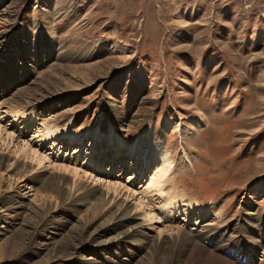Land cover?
<instances>
[{
	"label": "rangeland",
	"instance_id": "rangeland-1",
	"mask_svg": "<svg viewBox=\"0 0 264 264\" xmlns=\"http://www.w3.org/2000/svg\"><path fill=\"white\" fill-rule=\"evenodd\" d=\"M0 77V92L10 89L0 99V264L116 257L96 254L119 249L127 228L109 230L103 191L117 185L110 194L131 209L151 201L162 161L150 160L149 141L115 155L111 131L131 146L150 130L170 162L164 189L205 211L155 221L152 235L170 241L180 227L209 225L204 244L261 250L253 237L264 240V0H0ZM22 105L34 119L2 113ZM43 126L59 137L44 142ZM68 131L78 141L60 136ZM36 155L46 159L41 167ZM72 177L100 192L77 202ZM169 244L120 258L169 264Z\"/></svg>",
	"mask_w": 264,
	"mask_h": 264
},
{
	"label": "bare ground",
	"instance_id": "bare-ground-1",
	"mask_svg": "<svg viewBox=\"0 0 264 264\" xmlns=\"http://www.w3.org/2000/svg\"><path fill=\"white\" fill-rule=\"evenodd\" d=\"M55 13L60 15V14H62V11L56 9ZM0 80L3 82L5 80V78L2 77ZM9 90L10 89H8V90L4 89L3 92H0V99L4 95L10 94V92H8ZM18 99H19V97H18ZM32 99H34V98H32ZM0 105H1V103H0ZM9 108H11V107H9ZM27 112H28L27 107L23 106L22 108L20 107V108H16L13 110L5 109V110H3L2 113L5 114L6 117L13 118V121H16V123H18L19 119L21 120V119L25 118L26 116H29L31 119L35 118L34 112H31L30 114L29 113L27 114ZM2 132H3V129L0 127V135L1 136H2ZM38 132L42 133L41 138L44 142H51V141H49V139L59 137L58 136L59 132L57 130H54L50 126L49 127L43 126L42 130L38 129ZM96 133L98 134L99 132L97 131ZM61 135L65 138H67L71 144L78 141V139H79L76 134L69 132V131L68 132H60V136ZM113 135H115V133L113 131H111V132H109V134L106 138L109 140V142L113 146H115V149H116L115 155L118 153V151L121 150L122 147L127 148L129 155H133L142 149L141 147L143 144H146L149 141L148 143L150 145V151H151V155H152L150 157V160L153 159V163H157L159 161H162V164H161L162 166H159L158 168H156V172L152 175V177L149 181L150 184H149V188H148V194H150V191H152V193L155 192L156 196H153V197L154 198L157 197L158 201H156V199L154 200V198H152L151 201H149V202L147 201L143 204L139 203V206H133V208L131 209L128 201H126L124 199V200H121L122 202H118L117 200L119 198L116 200V198H115L116 195L113 196L112 194H110V191H113L114 194L115 193L118 194L119 188L117 187V185H112L111 187L106 188L108 191L106 189H104L107 192L103 191V199L101 200V198H100V200H101L100 202L104 206H106L105 211H107L110 215H112L110 217L111 220H109V223H108V228H112V229H109V230H114V229H118V228H125V227H127V228L125 230H123L118 235L117 239L123 240V243H124L122 246L119 247V249L114 250L113 247H110V248H107L105 250V252H103V253H101V252L96 253L97 255H99V257L104 256V254H107V253H111V254L116 256V257L113 256L112 258L100 257V259L102 260L101 263L99 262L100 264H129V263H126L128 258L121 259L120 256L122 254L126 255V253H128L129 256L132 255V256H130L132 259H133L134 255L138 256V258H139L145 252L143 250V245L147 244V243L148 244L152 243V245H154V244L157 245L158 243L165 245V243L166 244L170 243L169 246L172 247L171 248L172 252L169 251V252L165 253V257H166L165 262L169 263V264H178V263H181V261L186 262V264H237L236 262L231 261L230 257L227 256V254L229 252L236 255L235 260L238 261V264H264V240L263 241H261V240L255 241L256 238L254 239V237H253L254 242L257 243V246H259L258 248L261 250H257V249H255V246H252L249 249H247L246 253L245 252L241 253L242 248L240 246H236V243H234V242H232L229 245V249L224 247V245H227V243H221V242L214 243V241H213V242H210L208 244H204L203 239L207 238L206 239L207 241L210 240L208 238V237H210L208 235V232L212 227L208 230L209 225H205L201 229H197V230L191 229L189 231L186 230L184 227H180L179 228L180 230L178 232L179 238L178 237L177 238H175V237L171 238L170 237L171 238L170 241L168 239H165L160 234H157V237H156V235L155 236L152 235L151 232H154V228H155L154 222L155 221H160V220L162 221V219L164 220V218L165 219H174V218H177L180 215H184V214H186L187 217H190V215H188V214H191L192 212H196V211L198 212V218L201 219V215H202V213L204 215L205 211H204V209L201 210V208L196 210L195 205L190 204V203L185 204L183 201L177 200L180 195L172 197L171 194H168L167 191L164 189L165 180L168 177L169 172H170L169 167H168V166H170V164H169L170 162L168 161L166 152H164V148H163L164 146H162L161 144H156V143H155V145L153 144L154 141L152 139L150 130H144L140 134V136H138L135 139L136 141L131 146L127 145L126 142L119 135H115L114 137H113ZM97 137H99V136L97 135ZM1 138H0V140H1ZM10 139H12V138H10ZM26 147L27 146H25V148ZM31 151H32V149H31ZM28 153H30V152L28 151L27 154ZM34 153H36V152L34 151L33 154ZM144 153H146V151L141 152L140 158L146 162V168L148 167L147 169H151V167L148 163V159H146V157L144 156ZM39 155H40V153H39ZM39 155H36L35 160L37 159L39 161V167H41L42 161L46 160V159H45V157L41 158ZM49 163H50V161H49ZM36 164H37V162H36ZM51 164L52 163H50V165ZM92 164L96 165L97 161L96 162L93 161ZM59 166L61 167L62 170L72 172L73 175H72V173H71V175L73 177H74V175H75V177H79V175H81L79 173L80 170L76 167L74 168V166L72 167L70 165H65V164H63V165L61 164ZM59 166H56V167H59ZM56 167H55V169L54 168L53 169L56 170ZM63 173H62V175H63ZM73 177L71 180L72 181V186H71L72 189H71V187H69V188L73 191L77 202L80 200H93L95 198L96 194L98 192H100L97 189L95 190V185L90 187L89 183L86 184L87 181L85 183L77 182L79 179H77V181H76V179H73ZM64 178H65V176H64ZM67 178H69V177H67ZM80 180H85V179H84V177H83V179H81V176H80ZM86 180H87V178H86ZM116 184H117V182H116ZM172 185H173V183L171 184L172 189L171 188L170 189L173 191ZM63 188H64V186H63ZM123 189H125V188H123ZM101 193H102V191H101ZM142 195H144V194H142ZM138 202H140V201H138ZM136 204H138V203H136ZM92 205H94V204H92ZM168 227H170V226H168ZM260 231H261V228H260ZM175 232H177V231H175ZM166 233H167V231H166ZM226 233H227L226 230L221 232L219 239L223 240L225 238L224 234H226ZM167 235H169V234L167 233ZM167 235L165 234V236H167ZM170 235H172V234H170ZM243 235L247 236L246 234H243ZM241 236H242V234L239 235L237 238H239ZM247 237H251L250 234ZM132 238H134V239L130 240ZM235 241L237 242L236 239H235ZM177 243H178V249L175 251ZM212 244H214L215 247L214 248H208V246H212ZM156 247H158V246H156ZM120 248H122V249H120ZM144 248H147V247H144ZM148 249H150V248H148ZM158 250H159V248H156L155 253L160 252V250L159 251ZM160 259H162V258H160ZM96 263H98V262H96Z\"/></svg>",
	"mask_w": 264,
	"mask_h": 264
}]
</instances>
